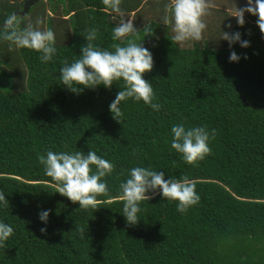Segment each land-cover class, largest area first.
<instances>
[{
  "label": "trees",
  "instance_id": "trees-1",
  "mask_svg": "<svg viewBox=\"0 0 264 264\" xmlns=\"http://www.w3.org/2000/svg\"><path fill=\"white\" fill-rule=\"evenodd\" d=\"M26 1L0 0V23ZM148 1L158 2L121 0L120 6L125 16H135L140 37L145 25L153 28L154 35L142 39L153 55L143 77L153 84L160 111L129 98L120 102L117 121L109 105L122 81L79 93L60 83L59 68L80 54L89 29L98 30L93 45L111 49L116 43L111 29L120 17L103 0H65L70 38L56 35L57 54L47 64L34 50L0 41V192L8 200L0 219L14 228L0 247V264H264V33L258 16L248 12L239 25L212 6L203 38L180 48L170 40L171 24L159 20L164 13L144 9ZM53 22L51 16L44 29ZM222 31H238L250 43L230 47ZM233 50L238 62L229 61ZM180 122L215 129L211 153L195 165L171 149L170 129ZM48 150H93L114 163L104 178L110 191L97 209L79 208L56 192L38 159ZM137 165L163 171L165 179L189 177L200 201L181 213L157 189L130 225L119 184ZM42 209L50 210L46 224L38 219Z\"/></svg>",
  "mask_w": 264,
  "mask_h": 264
},
{
  "label": "clouds",
  "instance_id": "clouds-1",
  "mask_svg": "<svg viewBox=\"0 0 264 264\" xmlns=\"http://www.w3.org/2000/svg\"><path fill=\"white\" fill-rule=\"evenodd\" d=\"M106 10L120 17L119 22L112 27V40L116 41L109 48H101L91 42L97 38L95 27L88 30V43L81 46L80 54L73 57L71 62L65 60L59 68L60 83L68 90L79 93L84 88H96L103 85L109 88L116 81H122L123 87L109 105L114 119L122 115L120 102L129 98L135 102H143L155 111H160L162 105L157 102L153 84L144 79L143 74L153 67V55L149 48L143 46L142 39L154 35L151 25H145L144 35L140 37L134 26V18L125 19L121 0H103ZM166 8L170 16L163 17L165 25L171 24L173 35L171 41L180 48L190 47L203 38L207 28L205 17L210 14V0H172ZM258 16L257 24L264 33V0H248L244 8L236 7L237 23L243 25L244 12ZM42 21L37 18L34 22H24L23 15L14 12L0 23V41H8L9 47L30 49L39 54L42 63L53 61L57 54L56 35L52 28L42 29ZM226 27L231 28V25ZM224 40L232 43L239 42L241 47L249 45L248 40H242L240 32L229 33L222 31ZM240 55L231 51L229 61L238 62ZM171 149L178 153L183 161L195 165L203 161L211 153L210 139L215 137V129L208 130L206 126L196 125L186 127L183 122L171 126ZM39 162L44 168L45 175L54 182L56 192L66 196L72 202H78L79 208L95 210L102 203L99 199L106 196L110 189L104 179L110 176L115 168L114 163L98 155L96 151H52L39 156ZM123 175V172L121 173ZM159 189L163 199L175 201L177 211L184 213L200 201L196 191V182L187 176L165 179V173L151 166H133L128 169L126 177L120 182V199L122 214L130 225H135L141 211V202L151 199L149 193ZM0 205L7 206L5 194L0 192ZM50 210L38 212V219L45 224ZM42 232L46 228L40 229ZM81 235L85 232L80 230ZM14 233L11 224L0 219V247Z\"/></svg>",
  "mask_w": 264,
  "mask_h": 264
},
{
  "label": "rangeland",
  "instance_id": "rangeland-1",
  "mask_svg": "<svg viewBox=\"0 0 264 264\" xmlns=\"http://www.w3.org/2000/svg\"><path fill=\"white\" fill-rule=\"evenodd\" d=\"M158 2L152 3L151 1H148L144 4V9L147 8L149 11H147L149 14L153 13L154 11H158L161 14L164 13L162 16L169 15L170 16V10L166 8L167 5H170L172 0H170L167 4H162L161 1L157 0ZM45 4H44V3ZM248 3V0H210V4L215 7H219L224 9V11H227V14H230L231 16L236 14V7L244 8ZM150 4H154L150 5ZM65 5V0H42L38 1L33 7H31L30 11L28 12V15L25 18L26 22L32 21L34 22L37 18H39L42 23L40 26L45 27L47 25V22L49 21V18L52 16L54 22H53V30L55 32V35H57L58 39L60 41H65L70 38H66V31L70 35V30L67 26V16H63L62 7ZM56 8V9H55ZM43 12H45L46 15H43ZM247 11L244 12V16L247 15ZM125 16V15H124ZM157 17V16H156ZM159 17V16H158ZM157 17V18H158ZM235 17V16H232ZM119 18V17H118ZM129 18H135V16H125V19ZM152 18V17H150ZM149 18V19H150ZM120 19V18H119ZM119 19L116 21V23L119 22ZM161 22H163V18L159 19ZM66 22V24L64 23ZM65 27L67 29H65ZM136 29L140 28V25L135 26ZM46 28V27H45ZM63 36V37H62ZM19 69V66L16 67Z\"/></svg>",
  "mask_w": 264,
  "mask_h": 264
},
{
  "label": "water",
  "instance_id": "water-1",
  "mask_svg": "<svg viewBox=\"0 0 264 264\" xmlns=\"http://www.w3.org/2000/svg\"><path fill=\"white\" fill-rule=\"evenodd\" d=\"M38 1L42 0H27L23 5V9L18 11V13H21L23 17H25L30 11L31 7H33Z\"/></svg>",
  "mask_w": 264,
  "mask_h": 264
}]
</instances>
